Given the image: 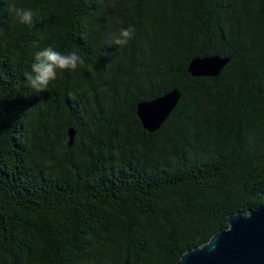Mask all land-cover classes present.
I'll use <instances>...</instances> for the list:
<instances>
[{"label":"trees","instance_id":"trees-1","mask_svg":"<svg viewBox=\"0 0 264 264\" xmlns=\"http://www.w3.org/2000/svg\"><path fill=\"white\" fill-rule=\"evenodd\" d=\"M45 47L84 63L36 92ZM209 55L229 60L189 76ZM172 89L145 132L135 104ZM263 186L264 0H0V264H176Z\"/></svg>","mask_w":264,"mask_h":264},{"label":"water","instance_id":"water-1","mask_svg":"<svg viewBox=\"0 0 264 264\" xmlns=\"http://www.w3.org/2000/svg\"><path fill=\"white\" fill-rule=\"evenodd\" d=\"M228 60L218 55L193 58L187 63L186 72L194 78H213ZM178 98V91L172 89L153 99L137 102L134 112L142 129L147 133L157 130ZM73 136V129L68 128L67 147ZM259 195L261 204L258 207L228 215L225 228L215 232L204 244L185 251L176 264H264V186Z\"/></svg>","mask_w":264,"mask_h":264},{"label":"clouds","instance_id":"clouds-1","mask_svg":"<svg viewBox=\"0 0 264 264\" xmlns=\"http://www.w3.org/2000/svg\"><path fill=\"white\" fill-rule=\"evenodd\" d=\"M10 10L14 12L21 24L31 25L33 23V12L30 9L12 6ZM135 36L136 29L129 24L113 35L112 43L122 49L127 47ZM83 63L81 55L76 51L62 53L52 47H45L34 53L30 71L24 73V79L34 91H45L48 85L56 80L58 73L75 71Z\"/></svg>","mask_w":264,"mask_h":264},{"label":"flooded vegetation","instance_id":"flooded-vegetation-1","mask_svg":"<svg viewBox=\"0 0 264 264\" xmlns=\"http://www.w3.org/2000/svg\"><path fill=\"white\" fill-rule=\"evenodd\" d=\"M18 126H17V129L16 128H14L13 129V131L11 130V131H9L8 129L7 130H5L3 133H2V137H1V139H2V141H3V145H4V147H5V150L6 149H8V148H6L7 147V142H6V140L8 141V137L10 136V134H16V132L18 133ZM21 128V127H20ZM8 153V152H7ZM21 155H24V154H22V153H20ZM6 161H4L3 163H5ZM8 163V162H7ZM9 164V163H8Z\"/></svg>","mask_w":264,"mask_h":264}]
</instances>
